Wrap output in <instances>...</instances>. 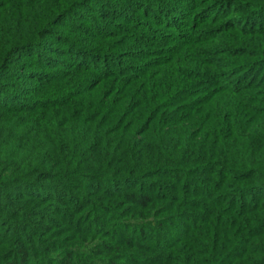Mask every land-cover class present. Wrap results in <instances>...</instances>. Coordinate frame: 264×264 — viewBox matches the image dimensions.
<instances>
[{
	"label": "trees",
	"instance_id": "trees-1",
	"mask_svg": "<svg viewBox=\"0 0 264 264\" xmlns=\"http://www.w3.org/2000/svg\"><path fill=\"white\" fill-rule=\"evenodd\" d=\"M0 264H264V0H0Z\"/></svg>",
	"mask_w": 264,
	"mask_h": 264
}]
</instances>
